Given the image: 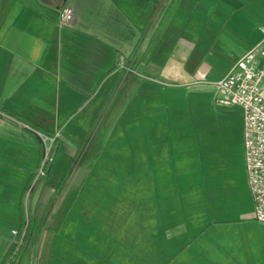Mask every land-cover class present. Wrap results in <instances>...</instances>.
<instances>
[{
	"label": "crops",
	"instance_id": "obj_1",
	"mask_svg": "<svg viewBox=\"0 0 264 264\" xmlns=\"http://www.w3.org/2000/svg\"><path fill=\"white\" fill-rule=\"evenodd\" d=\"M263 37L264 0H0V110L18 122L0 124V264L29 224L19 264L50 230L49 264H264L244 123L210 84ZM40 135L53 161L26 198Z\"/></svg>",
	"mask_w": 264,
	"mask_h": 264
},
{
	"label": "built area",
	"instance_id": "obj_2",
	"mask_svg": "<svg viewBox=\"0 0 264 264\" xmlns=\"http://www.w3.org/2000/svg\"><path fill=\"white\" fill-rule=\"evenodd\" d=\"M62 25H71L72 9L65 7L60 12ZM217 92V102L228 108L239 109L244 123L245 160L249 188L254 201V218L264 223V37L241 55L227 73L218 81L210 83ZM3 120L17 122L0 110ZM18 123V122H17ZM30 129L29 126L21 124ZM44 154L26 191L29 197L33 187L43 179L52 163L55 138L40 135ZM27 227L12 231L15 238L14 252L24 244Z\"/></svg>",
	"mask_w": 264,
	"mask_h": 264
},
{
	"label": "trees",
	"instance_id": "obj_3",
	"mask_svg": "<svg viewBox=\"0 0 264 264\" xmlns=\"http://www.w3.org/2000/svg\"><path fill=\"white\" fill-rule=\"evenodd\" d=\"M34 129L39 132L38 129H36V128H34ZM40 132H42V131H40ZM75 200H76V196L75 195L72 196V199L71 200L67 199L64 202L63 209L66 206L68 208V211H69L70 208L73 205V202ZM63 209L60 210L58 212L57 216H56L58 218V220L61 219V216L64 217L65 214L68 212V211H64ZM57 218H56V220H57ZM23 227L24 226L21 227V230L19 232L22 231ZM26 231H27V235H26L24 244L20 247V249L17 252H14V247L15 246L13 244L12 247H11V249H10V251H9V253L7 254V256H6L3 264H19L21 256L27 251V247H28V244H29V241H30V238H31V224L28 225ZM48 235H49V233H48ZM52 235H53V232L50 230V249H49V244L47 242L49 240L47 239L46 240V243H45V245H44V247L42 249V253H41V257H40V264H49V257L51 255Z\"/></svg>",
	"mask_w": 264,
	"mask_h": 264
},
{
	"label": "rangeland",
	"instance_id": "obj_4",
	"mask_svg": "<svg viewBox=\"0 0 264 264\" xmlns=\"http://www.w3.org/2000/svg\"><path fill=\"white\" fill-rule=\"evenodd\" d=\"M198 101H199V105L198 104H195V103L192 105L193 112L196 111V109L199 107L200 111L206 113V115H208V118L210 117V119H208L209 120V124H208L209 128L210 129H214V131L216 133H218V134H222V132H223L222 130H223V127H224L223 123L220 120L219 122H221V123L216 124L214 122L215 119H213L214 117L212 115L215 111H218L219 112V109H216V106L215 105L213 106L214 107L213 108L211 106V104L209 103L208 99L205 98V96L204 97L199 96L198 97ZM239 116L242 119V115L239 114ZM242 121H243V119H242ZM216 130H219V131H216ZM217 139L219 140V142L217 143V145L223 143V137H221L219 135V136H217ZM215 153H216V149H215ZM243 158H244V167H245V171H246V175H247L246 160H245V145H244ZM27 211H29V210H27Z\"/></svg>",
	"mask_w": 264,
	"mask_h": 264
}]
</instances>
